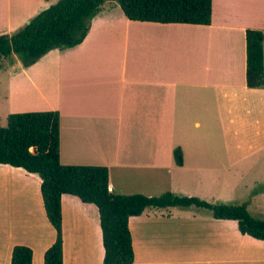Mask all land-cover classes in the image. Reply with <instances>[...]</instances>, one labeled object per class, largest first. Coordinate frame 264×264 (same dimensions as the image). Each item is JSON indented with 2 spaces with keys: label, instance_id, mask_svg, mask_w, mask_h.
<instances>
[{
  "label": "crops",
  "instance_id": "1",
  "mask_svg": "<svg viewBox=\"0 0 264 264\" xmlns=\"http://www.w3.org/2000/svg\"><path fill=\"white\" fill-rule=\"evenodd\" d=\"M55 2L0 0V34ZM105 4L80 44L0 68L5 119L57 110L60 162L106 166L116 194L169 191L220 203L234 200L239 176L249 174L246 205L264 217V87L248 88L245 79V31L264 32V0H212L208 25L130 20ZM259 157L262 169L240 168ZM40 184L37 174L0 163V264H10L18 244L30 247L32 264H44L56 233ZM191 209L131 216V264H264V240L241 234L235 220ZM61 214L63 264H103L96 205L62 194Z\"/></svg>",
  "mask_w": 264,
  "mask_h": 264
},
{
  "label": "trees",
  "instance_id": "2",
  "mask_svg": "<svg viewBox=\"0 0 264 264\" xmlns=\"http://www.w3.org/2000/svg\"><path fill=\"white\" fill-rule=\"evenodd\" d=\"M113 1L130 20L159 23L208 25L212 0H57L33 16L23 28L0 34V62L15 54L25 67L52 49H67L86 37L92 18L106 2ZM248 88L264 87V32L245 31ZM1 66V64H0ZM59 112L57 110L14 112L0 127V163L22 167L41 179L40 193L46 217L55 230V241L44 253V264H63L61 196L70 194L96 205L104 248L103 264H131L134 261L131 216L145 209L168 207L207 210L213 218L237 222L241 234L264 240V218L253 216L246 203H211L196 196L164 192L156 196L141 193L116 194L108 188V168L102 165H65L59 160ZM173 158L182 164V150ZM10 264H32V250L14 245Z\"/></svg>",
  "mask_w": 264,
  "mask_h": 264
},
{
  "label": "rangeland",
  "instance_id": "3",
  "mask_svg": "<svg viewBox=\"0 0 264 264\" xmlns=\"http://www.w3.org/2000/svg\"><path fill=\"white\" fill-rule=\"evenodd\" d=\"M115 5V3L113 1H109V2H106V6H109V5ZM119 6V5H118ZM15 58H18V59H15ZM16 60H19V62L21 63L19 57L15 54H12L10 55L9 57L7 58H4L1 60L0 64V68H2L1 71H7V66L11 65V64H14ZM2 108H3V105H0V127L2 126H5L6 125V119H5V116H4V113L2 112ZM240 151H244L246 150V146L245 145V142L244 141H240ZM251 145V144H249ZM254 163L255 162H260V164L258 165H253V166H250V161H245L243 163L240 164V168L242 169H246V168H249V167H253V168H256V169H262L263 167V163H262V160L263 158L259 157V158H254ZM230 176L228 174H224V179H229ZM242 179V180H241ZM261 182V180H260ZM251 183H253L252 181V176L249 175V174H245L244 176H239V186L237 187V194H236V198L232 201H222L224 203H233V204H242V203H246V202H249V199H250V192L249 191H246L245 188H247L248 185H250ZM256 187H259L258 185H256ZM193 209L191 210H197L198 208H194L192 207ZM248 211L254 215L255 217H258V218H264L262 216H256V212H255V209H254V206L251 204L249 207H247ZM202 211H204L205 209H200ZM207 211V210H206Z\"/></svg>",
  "mask_w": 264,
  "mask_h": 264
}]
</instances>
